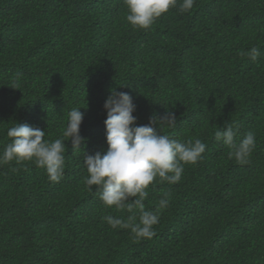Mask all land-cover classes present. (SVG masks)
Returning a JSON list of instances; mask_svg holds the SVG:
<instances>
[{"label":"trees","instance_id":"1","mask_svg":"<svg viewBox=\"0 0 264 264\" xmlns=\"http://www.w3.org/2000/svg\"><path fill=\"white\" fill-rule=\"evenodd\" d=\"M123 0H0V152L16 123L62 135L84 113L82 150L65 141L57 182L30 161L0 165V264H264V0H196L133 30ZM253 46V61L237 53ZM16 86L18 88H14ZM133 99L137 125L171 111L160 134L207 147L176 184L147 188L146 209L168 193L151 239L113 229L85 187L84 154L105 153L110 90ZM256 137L248 163L214 138L226 123Z\"/></svg>","mask_w":264,"mask_h":264},{"label":"clouds","instance_id":"2","mask_svg":"<svg viewBox=\"0 0 264 264\" xmlns=\"http://www.w3.org/2000/svg\"><path fill=\"white\" fill-rule=\"evenodd\" d=\"M195 2L123 0L127 8L126 20L133 30L150 28L156 19L170 9L190 12ZM237 54L248 56L253 61L261 56L257 46ZM103 107L107 113L104 124L108 147L103 154H84L83 163L87 171L85 187L96 191L104 208L114 207L119 212L129 213L126 218L103 216L102 219L110 227L129 229L136 239H151L155 235L153 226L159 222V214L168 206L170 196L165 193L155 210L146 209L147 188L154 182L178 183L184 166L198 163L207 145L199 138L182 141L160 134L159 125L175 126L177 118L171 111L162 117L151 116L148 124L137 125V117L133 115L136 105L127 92L111 89ZM80 108L68 112L66 127L62 135L54 140H46L45 130L27 123H16L9 127L6 135L10 142L0 152V165L30 161L36 167L45 169L49 181L58 183L64 175L65 141L71 140L73 151L82 150L80 145L85 141L80 135L84 116ZM238 132L239 127L235 122L226 123L223 129L215 131L214 138L229 148L230 159L246 164L256 146V137L249 131L237 141Z\"/></svg>","mask_w":264,"mask_h":264}]
</instances>
